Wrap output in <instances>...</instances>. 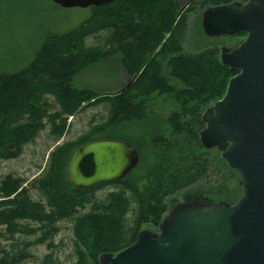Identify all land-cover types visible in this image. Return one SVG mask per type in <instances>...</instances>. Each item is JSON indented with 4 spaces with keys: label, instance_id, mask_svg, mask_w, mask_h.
Here are the masks:
<instances>
[{
    "label": "trees",
    "instance_id": "trees-1",
    "mask_svg": "<svg viewBox=\"0 0 264 264\" xmlns=\"http://www.w3.org/2000/svg\"><path fill=\"white\" fill-rule=\"evenodd\" d=\"M232 1L192 0L186 7L181 0H113L89 6L76 26L48 34L19 68L7 71L0 64V160L18 157L48 123L59 136L68 116L108 104L105 122L80 141L55 148L29 186L19 176L0 175V264H28L40 247L47 253L38 264L55 263L65 221L71 223L74 264H99L101 253L127 247L147 226L158 228L169 197L183 188H208L198 195L200 203L239 198L238 173L199 138L202 113L224 96L236 72L221 62L217 43L198 52L184 49L189 14ZM101 32L104 42L86 44ZM108 58L118 60L130 82L82 84L86 70ZM160 105L168 113L152 124ZM107 137L132 143L140 154L137 166L119 180L74 186L69 177L74 152ZM218 171L235 175V184L225 190L212 186Z\"/></svg>",
    "mask_w": 264,
    "mask_h": 264
},
{
    "label": "water",
    "instance_id": "water-1",
    "mask_svg": "<svg viewBox=\"0 0 264 264\" xmlns=\"http://www.w3.org/2000/svg\"><path fill=\"white\" fill-rule=\"evenodd\" d=\"M63 8L113 0H52ZM204 33L245 36L222 46L223 65L236 72L224 96L202 113L200 142L217 148L240 178L234 203L178 202L158 230L144 229L99 264H264V0H235L206 8ZM138 149L120 138H99L80 146L69 165L72 184L87 188L122 179L139 162Z\"/></svg>",
    "mask_w": 264,
    "mask_h": 264
},
{
    "label": "rangeland",
    "instance_id": "rangeland-1",
    "mask_svg": "<svg viewBox=\"0 0 264 264\" xmlns=\"http://www.w3.org/2000/svg\"><path fill=\"white\" fill-rule=\"evenodd\" d=\"M192 0H181L182 6H186ZM235 1V0H234ZM89 7L63 8L52 0H0V46L3 47L0 57V64L4 69L11 71L22 66L31 57L44 41L46 36L52 32L66 31L76 26L88 13ZM188 34L184 44V49L188 52H198L204 47L218 44L219 46H235L244 36L211 37L204 33L202 27V15L189 14ZM105 32H101L96 37H90L86 44L94 45L104 42ZM120 74V75H119ZM119 76L121 78H119ZM127 84L131 79L120 69L118 60L108 58L100 61L86 70L81 82L84 85L93 87H103L105 85ZM168 106H158L153 109V123H159L164 115L168 113ZM53 111L58 110V106L53 104ZM108 115V104H93L81 109L77 114L68 116L67 125L62 134L56 135L48 123L39 134L27 143L21 154L12 159L0 160V175L13 174L24 179L25 186L39 177L48 165L50 155L55 148L68 142H78L85 135L102 125ZM59 124L57 122L56 126ZM216 181L212 180V186L225 190L235 184L236 176L226 173V171L216 172ZM219 183V185H218ZM107 188V191L111 190ZM208 188L199 185L183 188L178 193L169 197L171 210L181 201H203V194ZM34 199H40V195L31 191ZM226 201L217 199L212 202ZM211 202V203H212ZM228 202V201H227ZM233 203V202H229ZM70 222L60 223V231L57 235L56 261L53 264H74L75 258L72 254L70 240L72 237ZM145 229L157 231L158 228L147 226ZM144 230V229H143ZM5 244V241H2ZM36 258L30 260L28 264H38V260L47 250L40 247L35 251Z\"/></svg>",
    "mask_w": 264,
    "mask_h": 264
},
{
    "label": "flooded vegetation",
    "instance_id": "flooded-vegetation-1",
    "mask_svg": "<svg viewBox=\"0 0 264 264\" xmlns=\"http://www.w3.org/2000/svg\"><path fill=\"white\" fill-rule=\"evenodd\" d=\"M237 43L235 42L234 45H236ZM130 82V81H129Z\"/></svg>",
    "mask_w": 264,
    "mask_h": 264
}]
</instances>
